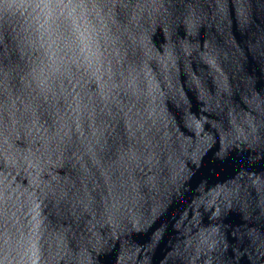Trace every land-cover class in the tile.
<instances>
[{"label":"water","instance_id":"95a60500","mask_svg":"<svg viewBox=\"0 0 264 264\" xmlns=\"http://www.w3.org/2000/svg\"><path fill=\"white\" fill-rule=\"evenodd\" d=\"M0 264H264V0H0Z\"/></svg>","mask_w":264,"mask_h":264}]
</instances>
